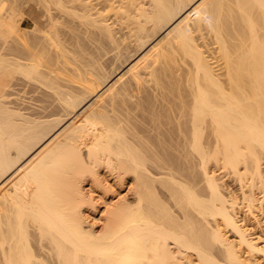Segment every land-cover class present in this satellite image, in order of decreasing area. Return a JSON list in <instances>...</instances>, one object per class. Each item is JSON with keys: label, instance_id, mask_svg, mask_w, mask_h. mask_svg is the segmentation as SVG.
<instances>
[{"label": "bare ground", "instance_id": "obj_1", "mask_svg": "<svg viewBox=\"0 0 264 264\" xmlns=\"http://www.w3.org/2000/svg\"><path fill=\"white\" fill-rule=\"evenodd\" d=\"M118 1L0 0V264H262L264 0Z\"/></svg>", "mask_w": 264, "mask_h": 264}, {"label": "rangeland", "instance_id": "obj_2", "mask_svg": "<svg viewBox=\"0 0 264 264\" xmlns=\"http://www.w3.org/2000/svg\"><path fill=\"white\" fill-rule=\"evenodd\" d=\"M92 1H93L92 3L96 5V9L100 10L101 15H107V13H111L112 12V10H111L112 7L109 6V4L111 2H106V0L105 1L104 0H92ZM115 1H117V0H114V2ZM125 1L124 0H120V3L118 1L116 3V6H117V4H123V2H124L125 5H127ZM124 4H123V6H124ZM114 8H117V7H114ZM53 14H55V13L53 12ZM56 15H54V16H56ZM25 19L26 18H24V17L21 19L20 26L23 27V28H29L30 27V23H29V21L27 19L26 20ZM151 47H152V45H151ZM148 49H150V48H148ZM51 56L53 57L52 59L54 60L56 58L55 56H58V54L55 53V52H50V56L49 57H51ZM52 59H51V61L53 63L54 61ZM58 59L59 58L57 57V59H55V62ZM55 62L53 64H56V66L58 67L59 66V62L58 61L56 63ZM211 64H212V66L214 68H216V62H213V60H211ZM60 65H62V63H60ZM63 67H65V68L61 69V66H59L58 68H60L61 70L68 71L67 73H69V72L71 73L72 72V71H69L70 67H66V65L63 66ZM70 83L73 84V82H70ZM98 84H99V82L91 84V90H93V91L96 90L94 88H96V86ZM7 88H8L9 107L12 108L15 111H19V113H22L26 117L31 118V120H38V118H39V121H42V120L44 121L45 120V122H50V121L52 122L53 120L58 121L59 119L62 120L64 118L63 117L64 116L63 112H60V111H62L60 109V107L59 106L58 107L55 106L58 103H55V102L51 101L53 105L55 103V105L53 106L50 103V101H49L51 98L49 100L48 99L46 100L45 98H47L48 96L43 94V90H41L42 92H40V90H38L40 88H38L37 86H33L32 84H29V83H27L26 81H24V80H22L20 78H16V79L11 80V82L9 83V87H7ZM44 93H46V92H44ZM41 95H42V97H41ZM108 95H109L108 89L106 91H102L99 94V96H101L102 98H106V99H107ZM43 100H45V102H42ZM47 103L49 104V105H47L48 107L46 106ZM45 107H47V108L44 110L43 108H45ZM43 110L45 112H43ZM38 113H40V114L38 115ZM43 114H45V115L49 114V116L42 117ZM37 115H38V117H37ZM39 116H41L42 119ZM262 172H263L262 176L264 178V166L262 167ZM215 175L217 177L221 178L223 174L221 172H219V171L218 172L216 171ZM222 180L226 182L225 184H227L228 187L227 186H225V187H226V189L227 188L229 189V190L227 189L228 192H230V193L234 192L233 194L237 195L238 197L240 196L239 187H238V184L236 182L234 183V181L231 178H228V177L227 178L225 177V179H222ZM250 224H251V227H253V226L255 227L256 226V225L253 224V222H250ZM254 231H255V233L257 235H261L262 232H263V235H264V229L261 231L259 228H255ZM260 231H261V233H260ZM258 233H260V234H258ZM260 262L262 264H264V258L260 259Z\"/></svg>", "mask_w": 264, "mask_h": 264}]
</instances>
